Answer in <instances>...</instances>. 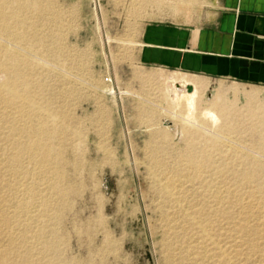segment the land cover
<instances>
[{
  "label": "rangeland",
  "instance_id": "obj_1",
  "mask_svg": "<svg viewBox=\"0 0 264 264\" xmlns=\"http://www.w3.org/2000/svg\"><path fill=\"white\" fill-rule=\"evenodd\" d=\"M54 1L64 15L67 29L62 34L67 40H64L63 50L66 51L63 52L69 55L66 56L68 59L61 58L50 48L48 55V47L36 48L39 63L46 64V70L41 69L46 90V97L43 95L42 98L49 105H55L52 106L54 110L68 112L69 123L75 129L80 127L74 129L77 132L68 131L69 144L64 143L61 153L62 185L68 188V193L59 198L48 191L52 204L47 212L50 218L45 217L48 236L44 239L54 240L52 248L44 252L39 245L32 251L30 263H24L19 257L10 258V262L264 264V130L252 131L247 124L233 121L232 140L240 145L247 157L240 156L243 154L227 156L218 147L209 143L206 146L202 139L192 140L193 137L189 139L188 134L182 133L181 126L164 111L170 105L163 99L166 76L176 73L203 78L208 85L202 93L204 101L209 100L218 87H237L242 92L254 89L261 91L259 96L263 97L264 84L220 77L205 79L181 70L143 64L139 41L146 26L184 22L172 20L166 11L156 12L151 4L141 11L155 17L141 19L142 13L137 20L129 13L134 0ZM21 45L17 44L25 48ZM72 60L75 63H71ZM59 70H68L69 75L90 84L99 82L101 99L94 98L90 87L66 96L62 90L63 81L58 78ZM141 76L144 81L140 80ZM156 97L162 100L158 101ZM228 97L232 98V95ZM237 99L238 105L245 102L241 93ZM61 105L65 109L61 107L59 111ZM145 109L148 114L144 113ZM12 113L0 104V158L11 148L4 137V128ZM190 150L197 157L200 167L197 172L185 157ZM206 150L210 162L204 165L202 156ZM259 157L262 164L253 165L252 160ZM20 166V173L15 176L7 175L0 168V202L9 205L0 206V213L5 211L9 216L15 215L12 219L16 222L9 230L16 241L22 240L24 232V241L28 242L37 231L34 215L35 209L39 208L19 214L13 206L24 200L33 203L26 189L38 181L24 173L28 169L36 173L32 164L23 162ZM245 176L248 180L243 186L240 179ZM225 188L233 194L225 195L223 205L218 207L210 193ZM0 237L6 240V232L1 227Z\"/></svg>",
  "mask_w": 264,
  "mask_h": 264
},
{
  "label": "bare ground",
  "instance_id": "obj_2",
  "mask_svg": "<svg viewBox=\"0 0 264 264\" xmlns=\"http://www.w3.org/2000/svg\"><path fill=\"white\" fill-rule=\"evenodd\" d=\"M196 2L198 1L169 0L168 2V0H139V1L134 0L131 2L129 13L130 16H132L134 19L137 20L139 19V15L142 13L144 16H141L140 17L141 19H152L153 17H155L154 15L151 14L145 15L144 12L141 11L142 8L145 9L146 6L148 5L150 6L151 4L156 8V12L166 11L172 17H177L178 15L183 14L187 10V5H191L192 7V5L195 4ZM59 6H57L54 0H0V104L5 105V109L8 108L9 111L13 112L10 115L9 120L7 121L6 128H4L5 129L4 137L11 148L8 151V153L3 154L2 157L0 158V168H2L3 172H5L7 175H12V176H15L16 174L20 173V167H21L20 165L23 162H29V164H32L34 168H36V173H34L33 170L28 169L27 171H25L24 169L25 174L31 176V178H34L35 181L36 180L38 181V183H33L34 185H32L31 188L28 186L29 189H26L28 193L27 195L32 198L33 203L28 204L27 203L28 200L18 201L15 202L13 208L15 209V212L17 211L19 214H26L32 208H39V209H35L36 214L34 215V218L37 220L36 223H38L37 231L28 240V242L24 241V235H25L24 232L22 234V240L19 239L20 241H16L15 240L16 238H14L13 237L14 235H12V231L9 230V227L11 228V226H13V223L16 222L14 220L15 215L9 216L5 211H2V213H0V227L2 228V230L6 232V237H5L6 240L3 241L0 237V264H20L19 262L17 263L10 262V258H14V257L15 258L19 257L23 260L24 263L25 262L27 263L30 261V259L33 256L32 251L35 250L39 245H41L40 246L41 250L44 252L52 248V244H54V240L52 239V242H49L48 241L49 239L47 240L44 239L45 236H48L47 228L44 225L46 222L45 217L46 219L50 218L47 212L52 204V198L48 196V191L51 192L54 196L59 198H62L64 195H66V193H68V188L63 186L64 175L61 164L62 163L61 153H62V149H64L63 148L65 145L64 143L68 140V137H70L68 131L70 129L74 130L75 128L73 124L71 125L69 123L71 122V120L70 118L67 117L68 116L67 111H66L67 113L65 114V112L63 111H61L62 113H60L58 112V110H54V108H52L53 105L52 106L49 105L42 98L44 92L46 93V90L44 88L45 83H43L44 73L42 72L41 69H43L46 64L44 66L43 64H40L38 60L40 58L37 59V57L39 56L35 54L37 51H39V50L36 51V48L44 49L45 47H48V49L46 50L49 51L50 48L51 51L54 52V54H56L57 56H61V58H63L64 56H65L64 58H67L66 56L69 55V54L64 55L63 52L66 51L65 49L63 50V46H65L64 40L66 38L63 37L64 34H62V31H64V29L67 28H66L65 20L63 18L64 15H62L61 10L58 8ZM160 14H162V12ZM173 32L174 31L172 30V33ZM164 34L166 35V33ZM17 44L19 45L22 44L23 46H25V48L18 47ZM51 51L48 52V55L50 54ZM72 51L75 50L73 49ZM41 58L43 59L42 54H41ZM61 58L59 57V59ZM161 58H163V56ZM70 62L72 63L74 61L72 60ZM61 63H63V61ZM59 64L57 65L59 66ZM59 68L60 67L56 68V71ZM44 69L46 70V68ZM66 72L59 70L57 73L58 78L63 81V82L61 81L63 84L61 83L60 84L64 85L62 90H65L66 96L70 97L78 90L85 89L86 87L88 88L90 87L94 98L97 100L101 99L102 96L101 84L99 82H93L92 84H90L88 82H85V80L82 81L80 80L79 77H74L73 74L71 76L68 74L69 72L67 73ZM72 72L77 74L74 71ZM134 74H136V72ZM147 76L148 75H146L145 79L147 78ZM143 78L144 77H142V79L140 80L144 81ZM177 81L178 83H176ZM79 82L81 84H79ZM165 83H166V89H165V96L163 95V99L166 102V104L168 103V105H170V107L168 108L167 106L168 109L166 108L167 110L164 109L163 110L166 113H168L167 115L170 116L169 118L175 120V122L181 126L182 133H185L186 135L188 134L189 139H192L193 137L192 140H197L198 138L202 139L203 143H205L206 146H208L209 143L212 145V147H218L219 149L222 150V153L223 152L227 153V156L228 155L235 156L236 154L237 155L243 154L240 156H244L245 158L247 157V154H244V151L240 147V145L236 144L233 141L234 139L232 140L233 137H231V134L232 131L235 129L233 121L234 122L238 121L240 124L241 123L247 124L249 129L252 131L264 130V96L263 97L259 96L261 94V91L259 93L257 90L253 89L247 92H242L243 90L240 91L237 87H232L230 89L224 87H218L215 90L214 95H212L209 100L204 101L201 99V97H202V93L206 90L208 85L207 82L201 77H193V76L188 77L186 74L176 73V74L167 75ZM188 85L192 87L191 92H187L186 90V87ZM240 93L244 96L245 102L241 105H238L237 98ZM57 94L58 93H56V96ZM63 94H61V96ZM229 94L232 95V98L228 97ZM48 95L50 94L48 93ZM57 98H60V96ZM64 98L66 99L65 96ZM157 100L161 101L162 99L161 100L157 99ZM56 101L58 100L56 99ZM164 101H162V103ZM62 105L59 107L60 108L59 111L62 109L61 107L65 106ZM159 106L161 107V105ZM53 107H55V105ZM142 108H144V105ZM144 111L142 110V112ZM144 113L148 114L147 110ZM66 118H68L70 121ZM74 123H78V122H74ZM71 132L73 133V131ZM262 132L263 131H261V133ZM67 144H69L68 141ZM74 151L75 150H73V152ZM77 151L80 150L77 149ZM221 156L222 155H220L219 158L223 159ZM185 157L187 158V162L192 166L193 170L197 172L200 167H198L196 161L197 157L194 151L191 150L188 151ZM202 157H203L204 165L205 163L208 164L210 162V157L209 154H207V150L203 152ZM261 157L254 158V160H252L253 165L259 166L260 164H262ZM49 175H52L51 179H49ZM247 180H248L247 176L241 177L240 179L241 185L244 186V184L247 183ZM7 186H10L11 188V185H7ZM43 187L44 190L41 189ZM1 189L2 186L0 185V190ZM211 192L212 193H210V197L213 199L216 206L218 207H221L223 205V198L225 195L229 193L233 194V192L230 191L228 188H225L223 190L222 189L215 191L212 190ZM6 205H8V202L7 203L5 201L0 202V206L3 207ZM260 209L261 208H259L258 210ZM219 211H221V209H219ZM13 216L14 219H12ZM243 220L246 221L245 219Z\"/></svg>",
  "mask_w": 264,
  "mask_h": 264
},
{
  "label": "crops",
  "instance_id": "obj_3",
  "mask_svg": "<svg viewBox=\"0 0 264 264\" xmlns=\"http://www.w3.org/2000/svg\"><path fill=\"white\" fill-rule=\"evenodd\" d=\"M197 1L171 18L183 24L146 26L140 61L204 78L264 84V0Z\"/></svg>",
  "mask_w": 264,
  "mask_h": 264
},
{
  "label": "water",
  "instance_id": "obj_4",
  "mask_svg": "<svg viewBox=\"0 0 264 264\" xmlns=\"http://www.w3.org/2000/svg\"><path fill=\"white\" fill-rule=\"evenodd\" d=\"M186 90H187V92H191V91H192V87H191L190 85H188V86L186 87Z\"/></svg>",
  "mask_w": 264,
  "mask_h": 264
}]
</instances>
